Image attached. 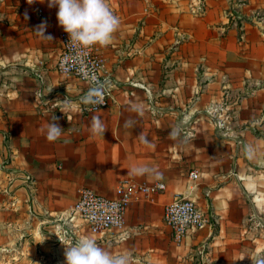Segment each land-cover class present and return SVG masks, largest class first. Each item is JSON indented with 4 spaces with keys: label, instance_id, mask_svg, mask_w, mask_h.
<instances>
[{
    "label": "crops",
    "instance_id": "crops-1",
    "mask_svg": "<svg viewBox=\"0 0 264 264\" xmlns=\"http://www.w3.org/2000/svg\"><path fill=\"white\" fill-rule=\"evenodd\" d=\"M107 2L120 25L99 53L115 85L110 106L87 114L90 89L56 70L58 8L0 0V264H66L84 236L130 264L264 260V0ZM53 122L64 131L49 141ZM124 179L167 189L134 203L122 231L68 220L81 189L112 197ZM179 197L211 220L181 243L164 222Z\"/></svg>",
    "mask_w": 264,
    "mask_h": 264
},
{
    "label": "built area",
    "instance_id": "built-area-1",
    "mask_svg": "<svg viewBox=\"0 0 264 264\" xmlns=\"http://www.w3.org/2000/svg\"><path fill=\"white\" fill-rule=\"evenodd\" d=\"M39 16L43 10L38 11ZM62 52L56 63L58 73L74 76L84 82L90 89H100L102 103L91 105L86 103L84 111L87 114L98 113L110 106L115 81L104 74V60L99 53L100 46L90 49H75L67 46L69 36L63 30L60 33ZM192 180H198L197 171L190 173ZM23 189L26 190L25 203L29 207L32 202L34 179L29 173H23ZM167 186L163 182H136L124 179L115 188L114 196L108 197L98 194L92 189L83 188L79 191V199L69 211L70 222L82 221L92 234H104L111 230L125 229V216L128 209L136 202H154L155 196L165 192ZM18 201L14 200L10 206L16 208ZM164 222L170 228L175 242L183 239L210 224L209 215L204 213L195 200L179 197L165 207Z\"/></svg>",
    "mask_w": 264,
    "mask_h": 264
},
{
    "label": "clouds",
    "instance_id": "clouds-1",
    "mask_svg": "<svg viewBox=\"0 0 264 264\" xmlns=\"http://www.w3.org/2000/svg\"><path fill=\"white\" fill-rule=\"evenodd\" d=\"M47 3L49 8H58L57 20L59 26L68 34L67 46L75 49H90L95 46L111 44L114 33L120 25L119 18L111 11L107 0H31L28 3ZM45 24L37 27L35 33L44 39ZM67 103V101H65ZM82 103L99 105L102 103L100 89H92L82 98ZM64 130L56 123H50L46 138L56 140ZM90 131L95 135L104 132L103 122L93 117ZM249 154L251 149L249 148ZM149 171L144 167L132 169L131 174H143ZM66 264H130V254L125 252L114 255L101 248L94 239L84 236L72 246L65 249ZM253 264H264V260L253 261Z\"/></svg>",
    "mask_w": 264,
    "mask_h": 264
}]
</instances>
